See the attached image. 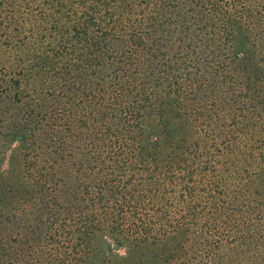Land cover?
<instances>
[{
	"label": "trees",
	"instance_id": "16d2710c",
	"mask_svg": "<svg viewBox=\"0 0 264 264\" xmlns=\"http://www.w3.org/2000/svg\"><path fill=\"white\" fill-rule=\"evenodd\" d=\"M192 1L198 19L218 18L215 26L226 31L228 41L236 37L233 28L253 26L254 17L264 33V0ZM165 2L0 0L5 42L28 51L26 57L19 54L24 72L15 85L41 84L38 73L48 69L79 71L80 103L98 108L100 121L119 112L154 114L151 130L142 128L130 139L136 146L127 168L138 182L111 186L119 195L103 207L99 238L85 264H264V129L250 118L247 130L236 120L222 137L205 131L187 88L170 72L172 62L159 65V55L167 54L165 34L180 37L172 24L187 18L177 3H167L174 8L167 13ZM60 22L62 39L50 40L49 31L61 32ZM36 51L45 59L35 56L41 64L29 73L30 53ZM235 56L264 73L253 54ZM258 81L264 94V79ZM125 121L108 128L114 136L101 141L103 149L123 151L117 133ZM96 202L105 205L101 197Z\"/></svg>",
	"mask_w": 264,
	"mask_h": 264
},
{
	"label": "rangeland",
	"instance_id": "374dc122",
	"mask_svg": "<svg viewBox=\"0 0 264 264\" xmlns=\"http://www.w3.org/2000/svg\"><path fill=\"white\" fill-rule=\"evenodd\" d=\"M171 2L187 18L179 17L172 24L180 37L165 34L167 54L159 55V65L172 62L170 72L187 88L193 112L205 131L223 136L236 120L247 130L250 118L264 129L263 85L258 81L264 79V73L235 56V51L240 58L251 53L255 64L264 69L261 23L254 17L253 26L233 28L236 37L228 41L226 31L215 26L218 18L213 14L198 19L199 8L192 0H166L167 13L174 9L167 6ZM4 17L5 13L0 14V264L88 263L99 238L103 207L119 195L113 194L111 186L138 182L130 178L126 160L140 129L150 131L154 126V114L123 116L115 107L113 111L119 115L107 114L100 121L95 118L100 112L94 113L98 108L80 103L79 71L48 69L38 73L41 84L17 88L15 81L24 72L19 68V54L26 57L28 51L7 45ZM63 25L58 23L60 33L48 32L54 35L50 40L62 39ZM30 54L34 58L29 59L33 65L26 69L29 73L32 67L38 68V61L41 64L35 56L45 59L37 51ZM83 113L90 115L84 118ZM123 121L127 124L117 133L123 151L103 149L101 141L114 136L108 128ZM140 175L137 178L145 181ZM100 197L104 206L96 202Z\"/></svg>",
	"mask_w": 264,
	"mask_h": 264
}]
</instances>
